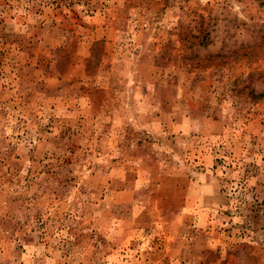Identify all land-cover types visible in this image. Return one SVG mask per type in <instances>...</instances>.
Returning <instances> with one entry per match:
<instances>
[{"label":"rangeland","instance_id":"rangeland-1","mask_svg":"<svg viewBox=\"0 0 264 264\" xmlns=\"http://www.w3.org/2000/svg\"><path fill=\"white\" fill-rule=\"evenodd\" d=\"M0 264H264V0H0Z\"/></svg>","mask_w":264,"mask_h":264}]
</instances>
